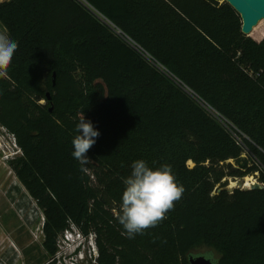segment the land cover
Segmentation results:
<instances>
[{
    "label": "trees",
    "instance_id": "obj_1",
    "mask_svg": "<svg viewBox=\"0 0 264 264\" xmlns=\"http://www.w3.org/2000/svg\"><path fill=\"white\" fill-rule=\"evenodd\" d=\"M83 1L94 12L80 0L0 4L18 43L0 77V127L45 211L47 255L75 227L93 236L96 264H189L203 248L217 264H264V72L249 74L264 66V41L245 37L240 16L216 0ZM82 113L100 133L86 165L72 156ZM137 160L170 165L185 192L130 239L117 216ZM252 176L262 189H227Z\"/></svg>",
    "mask_w": 264,
    "mask_h": 264
},
{
    "label": "rangeland",
    "instance_id": "obj_2",
    "mask_svg": "<svg viewBox=\"0 0 264 264\" xmlns=\"http://www.w3.org/2000/svg\"><path fill=\"white\" fill-rule=\"evenodd\" d=\"M4 1L0 0V4ZM0 30H5L1 22ZM249 38L257 45L264 41V22ZM257 66L249 71L250 77H259L260 67L264 72L263 64L257 63ZM22 156L13 136L0 127V264H96L93 236L84 237L73 227L59 237L57 255L53 259L47 255L43 246L45 211L12 168ZM247 183H259V179L253 176L230 179L227 189L247 188ZM193 254H212L215 261L219 259L217 253L207 248Z\"/></svg>",
    "mask_w": 264,
    "mask_h": 264
},
{
    "label": "clouds",
    "instance_id": "obj_3",
    "mask_svg": "<svg viewBox=\"0 0 264 264\" xmlns=\"http://www.w3.org/2000/svg\"><path fill=\"white\" fill-rule=\"evenodd\" d=\"M18 43L11 39L7 30H0V77L7 75ZM75 131L78 133L72 140L74 159L82 165L90 160L87 152L96 143L100 133L91 121H86L84 114L79 117ZM131 174L123 180L122 203L118 222L123 226L127 238H135L149 228L157 227L166 214L173 210L184 192L183 185L176 182L170 165H162L153 170L144 160L134 161Z\"/></svg>",
    "mask_w": 264,
    "mask_h": 264
},
{
    "label": "water",
    "instance_id": "obj_4",
    "mask_svg": "<svg viewBox=\"0 0 264 264\" xmlns=\"http://www.w3.org/2000/svg\"><path fill=\"white\" fill-rule=\"evenodd\" d=\"M231 6L242 20V34L250 37L255 29L264 22V0H216ZM48 98L50 99L49 95ZM246 189H262L259 183H254ZM189 264H217L212 254H190Z\"/></svg>",
    "mask_w": 264,
    "mask_h": 264
},
{
    "label": "built area",
    "instance_id": "obj_5",
    "mask_svg": "<svg viewBox=\"0 0 264 264\" xmlns=\"http://www.w3.org/2000/svg\"><path fill=\"white\" fill-rule=\"evenodd\" d=\"M81 1V0H80ZM83 3V2H82ZM83 4H85V3H83ZM90 10H92L93 12H94V10L91 8V7H89L87 4H85ZM112 30H114V32H116L120 37H122V38H124V40H126L127 42H129L132 46H134L135 48H137V50H139L142 54H144V56L149 60V61H151L152 63H154L160 70H162V71H165V69L162 67V66H160L159 64H157V63H155L152 59H151V57L149 56V55H147L144 51H142L140 48H138V47H136L133 43H132V41L131 40H129L128 38H126L119 30H117L110 22H108L107 20H105L103 17H100ZM15 140V139H14ZM73 228H75V227H73ZM66 232H70V230L69 231H66ZM65 232V233H66ZM79 232V231H78ZM80 233V232H79ZM81 234V233H80ZM95 244V243H94ZM96 247V246H95Z\"/></svg>",
    "mask_w": 264,
    "mask_h": 264
},
{
    "label": "bare ground",
    "instance_id": "obj_6",
    "mask_svg": "<svg viewBox=\"0 0 264 264\" xmlns=\"http://www.w3.org/2000/svg\"><path fill=\"white\" fill-rule=\"evenodd\" d=\"M258 27H259V26H258ZM246 186H250V184H248V183H247V185H246Z\"/></svg>",
    "mask_w": 264,
    "mask_h": 264
}]
</instances>
